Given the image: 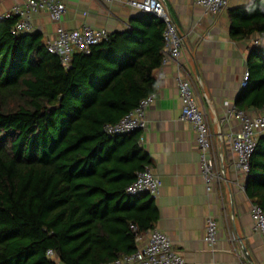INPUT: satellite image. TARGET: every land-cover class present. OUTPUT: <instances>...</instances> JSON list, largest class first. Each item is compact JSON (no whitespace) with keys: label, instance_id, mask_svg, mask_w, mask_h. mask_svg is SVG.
Returning <instances> with one entry per match:
<instances>
[{"label":"trees","instance_id":"trees-1","mask_svg":"<svg viewBox=\"0 0 264 264\" xmlns=\"http://www.w3.org/2000/svg\"><path fill=\"white\" fill-rule=\"evenodd\" d=\"M229 17L235 40L252 38L264 31V0ZM17 20H0V264H58L50 249L61 264H108L159 219L156 198L126 192L152 164L140 130L111 137L105 126L157 90L166 23L135 17L65 68L40 32L13 34ZM249 71L236 105L262 109L264 46H253ZM246 191L264 209V135Z\"/></svg>","mask_w":264,"mask_h":264},{"label":"crops","instance_id":"crops-1","mask_svg":"<svg viewBox=\"0 0 264 264\" xmlns=\"http://www.w3.org/2000/svg\"><path fill=\"white\" fill-rule=\"evenodd\" d=\"M67 6L61 23L46 11L29 12L35 31L47 42L62 25L77 29L87 22L110 33L125 31L133 18L145 13L121 1L63 0ZM183 38L178 58L161 64L155 72L157 90L149 107L148 126L140 130L139 142L152 159L151 168L162 180L155 199L159 210L156 227L166 232L174 249L195 264H264V238L253 232L250 214L254 201L240 184L248 181L237 173L229 134L240 129L238 120L216 123L228 106H237L244 73L249 69L252 38L235 40L231 34L229 11L245 7L253 0H230L221 14L206 12L196 0H162ZM24 0H0V13ZM188 77L199 105L213 133L223 178L212 192L207 191L201 173L196 132L183 120L177 77ZM229 104V105H226ZM252 115L260 109H245ZM141 138V139H140ZM240 184H239V183ZM218 221L216 243L205 240L206 218Z\"/></svg>","mask_w":264,"mask_h":264},{"label":"built area","instance_id":"built-area-1","mask_svg":"<svg viewBox=\"0 0 264 264\" xmlns=\"http://www.w3.org/2000/svg\"><path fill=\"white\" fill-rule=\"evenodd\" d=\"M121 1L143 13L154 14L166 23L164 32L165 46L163 64L176 59L181 54L183 38L171 13L162 0H108ZM25 6L16 5L12 9L0 13V20L18 17L12 32L15 35L26 34L35 31L34 24L28 18V13L46 11L51 18L61 23L64 19L67 6L63 0H24ZM196 3L206 12L213 15L221 14L228 9L230 0H196ZM110 32L106 28H97L85 22L77 29H69L62 25L57 27L53 38L47 41L50 52L58 55L65 68H70L73 55L76 52L90 54L94 46L107 40ZM254 46H264V31L258 33L253 39ZM250 71L244 73L242 88L249 81ZM179 97L182 100L181 118L189 122L196 132V147L200 155L201 173L207 191L212 192L215 185L223 178V172L219 167V155L216 152L213 133L206 114L199 105L198 97L192 81L186 76L177 77ZM155 93L143 98L139 105L130 113L126 114L116 123L107 124L105 131L111 137L145 130L148 126L147 113L154 101ZM229 105V104H226ZM238 120L240 129L229 134L228 141L234 155V167L237 173L248 181L251 175L252 157L259 142L264 135V106L257 115L250 114L247 110L237 106H228L223 117L216 119V123L225 124L229 120ZM239 183V182H238ZM240 184V183H239ZM242 189L246 185L240 184ZM162 180L153 172L150 166L137 172L135 180L127 186L129 195H141L149 193L157 198L161 192ZM253 232L261 234L264 238V209L257 203L252 202L250 210ZM133 229H137L132 224ZM219 237L218 221L209 216L206 218L205 240L214 244ZM137 249L123 257H119L108 264H195L189 262L180 252L174 249L170 236L155 227L145 234L136 235ZM48 255L58 264H61L57 253L50 249Z\"/></svg>","mask_w":264,"mask_h":264},{"label":"bare ground","instance_id":"bare-ground-1","mask_svg":"<svg viewBox=\"0 0 264 264\" xmlns=\"http://www.w3.org/2000/svg\"><path fill=\"white\" fill-rule=\"evenodd\" d=\"M254 200V199H253ZM255 202H258V201H255ZM156 223V222H155Z\"/></svg>","mask_w":264,"mask_h":264}]
</instances>
